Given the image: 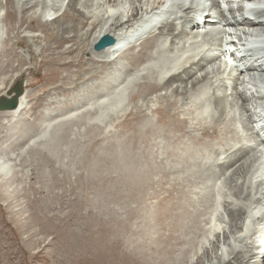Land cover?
Masks as SVG:
<instances>
[{
    "label": "bare ground",
    "instance_id": "1",
    "mask_svg": "<svg viewBox=\"0 0 264 264\" xmlns=\"http://www.w3.org/2000/svg\"><path fill=\"white\" fill-rule=\"evenodd\" d=\"M255 2L0 0L3 96L4 82L26 73L22 44L28 75L65 79L72 93L36 123L28 116L39 95L22 84L17 106L0 111V138H14L5 151L32 123L39 132L20 156L64 161L86 139L129 193L145 199L154 186V205L137 211V264H264V0ZM105 35L113 42L97 49ZM243 36L244 50H229ZM119 129L124 137L110 140ZM152 160L165 164L156 181ZM0 177V186L11 177L3 157Z\"/></svg>",
    "mask_w": 264,
    "mask_h": 264
},
{
    "label": "rangeland",
    "instance_id": "2",
    "mask_svg": "<svg viewBox=\"0 0 264 264\" xmlns=\"http://www.w3.org/2000/svg\"><path fill=\"white\" fill-rule=\"evenodd\" d=\"M39 41L31 44L34 50H40L44 44ZM25 46L19 45L16 50L25 56L27 64L22 68L26 73L4 83L10 89L21 81L26 83L24 89L29 97L39 95V100L30 101V104L36 102V106L28 116L37 123L46 109L69 102L72 93L62 87L65 79L50 82L28 75L26 68L31 67L32 61ZM20 67L14 63L13 69H7L10 74ZM4 92L0 91V97ZM1 123L7 120L0 116V127ZM38 132L32 123L24 126L23 138L6 151V144L14 138H0V157L8 160L12 177L0 186V264H137L132 257L139 240L137 214L144 202L150 207L154 205V186L149 188L151 195L147 194L145 199L140 194L129 193L118 184L125 178L124 174L111 169V159L96 162L95 149L86 139L75 145L72 149L76 152L69 153L64 161L45 157L42 151L20 156L18 152ZM112 134L109 139L115 142L124 137L126 130ZM94 163L98 169L93 180L89 166ZM149 164L156 181L165 164L155 160Z\"/></svg>",
    "mask_w": 264,
    "mask_h": 264
},
{
    "label": "water",
    "instance_id": "3",
    "mask_svg": "<svg viewBox=\"0 0 264 264\" xmlns=\"http://www.w3.org/2000/svg\"><path fill=\"white\" fill-rule=\"evenodd\" d=\"M113 41L109 36H104L99 42L96 44V48H102L106 45L111 44ZM23 88L22 84L17 83L12 88H10L7 92L10 97L2 96L0 97V111L12 110L18 104V97L22 93Z\"/></svg>",
    "mask_w": 264,
    "mask_h": 264
}]
</instances>
